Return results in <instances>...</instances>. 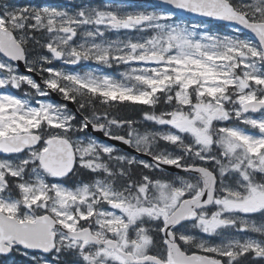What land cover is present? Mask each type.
Returning a JSON list of instances; mask_svg holds the SVG:
<instances>
[{"label": "snow or ice", "instance_id": "1", "mask_svg": "<svg viewBox=\"0 0 264 264\" xmlns=\"http://www.w3.org/2000/svg\"><path fill=\"white\" fill-rule=\"evenodd\" d=\"M128 8L0 0V264H264V0Z\"/></svg>", "mask_w": 264, "mask_h": 264}, {"label": "flooded vegetation", "instance_id": "2", "mask_svg": "<svg viewBox=\"0 0 264 264\" xmlns=\"http://www.w3.org/2000/svg\"><path fill=\"white\" fill-rule=\"evenodd\" d=\"M92 3V4H104L106 1H100V0H75L74 4H70V6L72 5H76V4H81V3ZM114 6L119 5L122 8H125L126 10H131L130 8H128L129 5L131 6H139L141 8H146V5H143L142 3L136 2V3H122V2H115V3H110ZM165 175H172L174 176L175 174H165Z\"/></svg>", "mask_w": 264, "mask_h": 264}, {"label": "water", "instance_id": "3", "mask_svg": "<svg viewBox=\"0 0 264 264\" xmlns=\"http://www.w3.org/2000/svg\"><path fill=\"white\" fill-rule=\"evenodd\" d=\"M114 1H142V2H146L148 4H153V5L160 3V0H114ZM196 19H199V18H196ZM52 98L53 99H58L59 97H57L55 94H53V97ZM98 135H100L101 136V139H103L102 134H98ZM119 147H121L122 150L131 151L130 149H127L126 146L119 145ZM166 172L176 173V170L174 168L168 167Z\"/></svg>", "mask_w": 264, "mask_h": 264}, {"label": "trees", "instance_id": "4", "mask_svg": "<svg viewBox=\"0 0 264 264\" xmlns=\"http://www.w3.org/2000/svg\"><path fill=\"white\" fill-rule=\"evenodd\" d=\"M122 115H127L129 116L130 118H133V119H139L140 118V113H139V110L138 109H126V110H122ZM71 259V258H69ZM22 261L23 260H20L18 262V264H22Z\"/></svg>", "mask_w": 264, "mask_h": 264}, {"label": "rangeland", "instance_id": "5", "mask_svg": "<svg viewBox=\"0 0 264 264\" xmlns=\"http://www.w3.org/2000/svg\"><path fill=\"white\" fill-rule=\"evenodd\" d=\"M258 217V216H257ZM254 219H256V217H254ZM205 238H207V237H205Z\"/></svg>", "mask_w": 264, "mask_h": 264}]
</instances>
